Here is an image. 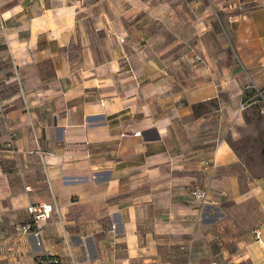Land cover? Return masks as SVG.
I'll list each match as a JSON object with an SVG mask.
<instances>
[{
	"label": "crops",
	"instance_id": "1",
	"mask_svg": "<svg viewBox=\"0 0 264 264\" xmlns=\"http://www.w3.org/2000/svg\"><path fill=\"white\" fill-rule=\"evenodd\" d=\"M162 2L0 0V264H264V0Z\"/></svg>",
	"mask_w": 264,
	"mask_h": 264
},
{
	"label": "rangeland",
	"instance_id": "2",
	"mask_svg": "<svg viewBox=\"0 0 264 264\" xmlns=\"http://www.w3.org/2000/svg\"><path fill=\"white\" fill-rule=\"evenodd\" d=\"M141 1L145 2L146 7L139 9L137 6H135L136 11L132 14L131 19L135 20V19H140L143 16H147L146 23L148 27L151 25H155V26H159L160 29L162 28L161 24H163L164 22V33L162 35L163 40L157 41V46L161 49L165 58L173 59L172 47L179 45V43L184 44V40H181V39L174 40L173 37L171 36V31L175 32L179 26L177 24L174 26L173 24H171L172 21H170V25L168 28L167 24L165 23V19L164 20L162 19V16H161L162 12H159V10L152 9V8H156L152 6H154L155 4L163 3L162 2L163 0H138L139 3H141ZM194 1L196 0H184L182 2L181 0H169L170 2L169 11L171 12L170 15L172 17H175V19H177L176 15L177 16L184 15L185 17H189L188 14H190L191 12L190 10L192 8ZM255 105L262 106L264 109V100L261 99L259 96V98L255 102Z\"/></svg>",
	"mask_w": 264,
	"mask_h": 264
},
{
	"label": "built area",
	"instance_id": "3",
	"mask_svg": "<svg viewBox=\"0 0 264 264\" xmlns=\"http://www.w3.org/2000/svg\"><path fill=\"white\" fill-rule=\"evenodd\" d=\"M123 41L120 38V42ZM4 110V105L0 103V113ZM28 188V187H27ZM193 197L198 201H204L207 196V189L199 187L192 191ZM53 210L52 206L49 204H45L42 202H38V204H29L27 206V211L29 213V220L26 221L24 224L19 225L17 227L18 230L21 232H33L35 235H39L40 227H39V220L46 218L51 211ZM257 235L258 232H256ZM40 264H51L50 259H42L40 260ZM205 264H219L218 262H209Z\"/></svg>",
	"mask_w": 264,
	"mask_h": 264
}]
</instances>
